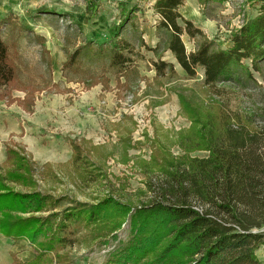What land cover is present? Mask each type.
Wrapping results in <instances>:
<instances>
[{
  "label": "rangeland",
  "instance_id": "rangeland-1",
  "mask_svg": "<svg viewBox=\"0 0 264 264\" xmlns=\"http://www.w3.org/2000/svg\"><path fill=\"white\" fill-rule=\"evenodd\" d=\"M86 1L0 0L6 10L0 20L11 13L7 23L0 24L1 38L17 69L14 81L0 87V167L6 164L4 144L20 145L41 172L36 177L39 190L62 200L58 210L75 206L74 200L95 204L106 196L133 208L160 200L161 190L169 185L167 177L155 168L147 172L142 164L151 159L156 141L169 150L173 162L184 156H208L203 150L187 152L178 142L180 134L188 136L194 127L192 118L221 109L242 120L252 119L257 126L264 124V63L260 72L251 71L250 80L240 76L238 84L207 88L201 68L189 78L164 51L167 35L152 10L156 0H101L96 10L89 9ZM262 2L225 0L202 6L197 0H183L178 12L215 49H226L230 36L258 14ZM126 14L131 20L120 28ZM34 36L44 40L46 55ZM116 39L130 45L126 72L119 74L102 60L82 63L85 74L68 75L63 70L67 54L76 48L92 42L94 49L104 44L108 50ZM181 40L187 52L202 41L185 34ZM159 59L173 65L171 73L156 75L153 62ZM244 66L249 68L250 63L244 61ZM92 76L97 82L87 85L83 80ZM100 76L108 82L104 84ZM26 98L32 100L30 108L21 104ZM81 140L95 148L88 160L97 173L87 168L93 180L87 185L79 176L82 171L76 173L71 164L70 142ZM166 197L173 200L169 194ZM128 215L106 244L95 245L92 251L75 245L74 264H104L117 243L129 239ZM34 255L27 240L0 236V264H13L14 257L29 262ZM256 257L264 264V246L256 250Z\"/></svg>",
  "mask_w": 264,
  "mask_h": 264
},
{
  "label": "trees",
  "instance_id": "trees-1",
  "mask_svg": "<svg viewBox=\"0 0 264 264\" xmlns=\"http://www.w3.org/2000/svg\"><path fill=\"white\" fill-rule=\"evenodd\" d=\"M100 1L87 0V7L96 10ZM197 1L207 6L225 0ZM182 3L156 0L152 10L160 19L158 27L167 35L164 51L173 55L189 78L201 68L203 85L214 88L220 83L238 84L240 76L250 80L252 70L260 72L264 63V2L258 14L230 36L226 49H215L200 29L181 16L178 8ZM10 18L11 13L0 24ZM130 20L126 14L120 28ZM23 30L31 32L29 28ZM184 34L202 40L194 51H186L181 40ZM34 39L46 55L44 40L38 36ZM93 47L88 42L68 53L63 70L68 75L85 74L82 63L102 60L119 74L127 71V42L116 39L108 50L104 44ZM244 61L250 63L249 68ZM153 66L158 77L173 70L172 64L160 59ZM16 75L0 26V87H8ZM98 79L108 82L104 76ZM95 80L92 76L83 81L89 85ZM28 99L21 104L30 108L32 100ZM261 116L264 121V109ZM192 122L188 136L180 134L178 142L187 152L203 150L208 156H184L173 162L169 150L154 142L152 157L142 167L165 174L169 185L161 190L160 200L136 208L106 196L95 204L71 200L75 206L58 210L62 200L54 198L51 191L39 190L36 177L41 172L29 154L18 144L5 143L6 164L0 167V236L27 240L35 254L25 263L14 257L13 264H74L71 251L75 245L92 251L95 245L106 244L129 213V239L118 242L104 264H262L256 250L264 246V124L257 126L252 119L242 120L221 109L192 118ZM70 146L74 171H82L79 176L87 185L93 181L87 168L97 173L88 160L95 148L87 140L71 141ZM168 194L173 200L166 197Z\"/></svg>",
  "mask_w": 264,
  "mask_h": 264
},
{
  "label": "crops",
  "instance_id": "crops-1",
  "mask_svg": "<svg viewBox=\"0 0 264 264\" xmlns=\"http://www.w3.org/2000/svg\"><path fill=\"white\" fill-rule=\"evenodd\" d=\"M10 11H12V10H10ZM14 11V10H13ZM6 13V10H4V8L0 5V14L1 15H3V14H5ZM181 16H182V14H181ZM183 43H184V41H183ZM185 44V43H184ZM33 257V256H32Z\"/></svg>",
  "mask_w": 264,
  "mask_h": 264
}]
</instances>
